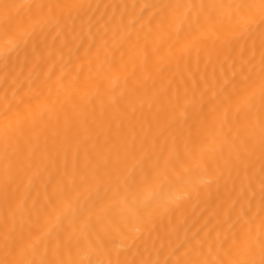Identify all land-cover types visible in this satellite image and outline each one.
<instances>
[{"label":"bare ground","instance_id":"obj_1","mask_svg":"<svg viewBox=\"0 0 264 264\" xmlns=\"http://www.w3.org/2000/svg\"><path fill=\"white\" fill-rule=\"evenodd\" d=\"M0 264H264V0H0Z\"/></svg>","mask_w":264,"mask_h":264}]
</instances>
